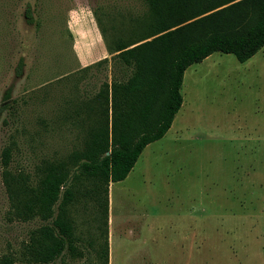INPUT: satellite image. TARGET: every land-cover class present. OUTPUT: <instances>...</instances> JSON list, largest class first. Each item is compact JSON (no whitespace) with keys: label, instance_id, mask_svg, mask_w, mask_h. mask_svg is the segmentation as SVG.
Listing matches in <instances>:
<instances>
[{"label":"rangeland","instance_id":"374dc122","mask_svg":"<svg viewBox=\"0 0 264 264\" xmlns=\"http://www.w3.org/2000/svg\"><path fill=\"white\" fill-rule=\"evenodd\" d=\"M150 17L143 0H0V264L7 256L29 264L22 244L41 223L11 213L3 147L12 149L11 171L33 179L42 160L81 146L87 120L78 104L130 74L111 54L81 67L75 28L89 35L92 25L109 42ZM180 94L168 130L109 183L106 238L81 201L71 215L83 255L50 264H102L104 239L107 264H264V45L244 62L213 52L190 65Z\"/></svg>","mask_w":264,"mask_h":264},{"label":"trees","instance_id":"16d2710c","mask_svg":"<svg viewBox=\"0 0 264 264\" xmlns=\"http://www.w3.org/2000/svg\"><path fill=\"white\" fill-rule=\"evenodd\" d=\"M143 1L150 21L132 37L106 42L100 30L108 54L130 68V74L103 82L78 104L76 113H84L87 120L81 146L62 158L42 160L33 179L11 171L10 146L1 151L11 213L23 221H41L22 244L26 263L50 264L64 253L82 257L71 210L86 199L94 208L95 229L106 238L108 185L123 180L143 148L168 130L182 103L187 67L213 52L230 53L244 62L264 45V0ZM24 14L31 23L29 7ZM97 240L94 234L90 243L97 245ZM99 258L107 264L106 239ZM12 262L9 256L2 260Z\"/></svg>","mask_w":264,"mask_h":264},{"label":"crops","instance_id":"0c3cea01","mask_svg":"<svg viewBox=\"0 0 264 264\" xmlns=\"http://www.w3.org/2000/svg\"><path fill=\"white\" fill-rule=\"evenodd\" d=\"M77 33L79 32L80 44L76 45V47L80 50L78 51L77 58L81 67L87 66L90 63H94L95 61L101 60L107 57L108 52L106 50L105 43L100 34L98 28L90 25L89 35L86 34L85 28H75ZM111 183V182H110ZM110 252V249H109ZM110 262V256H109Z\"/></svg>","mask_w":264,"mask_h":264},{"label":"bare ground","instance_id":"6f19581e","mask_svg":"<svg viewBox=\"0 0 264 264\" xmlns=\"http://www.w3.org/2000/svg\"><path fill=\"white\" fill-rule=\"evenodd\" d=\"M110 210V209H109Z\"/></svg>","mask_w":264,"mask_h":264}]
</instances>
